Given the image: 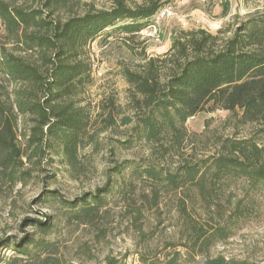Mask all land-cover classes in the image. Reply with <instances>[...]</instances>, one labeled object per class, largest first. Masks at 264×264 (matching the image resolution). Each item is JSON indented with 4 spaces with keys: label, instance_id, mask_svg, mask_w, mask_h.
<instances>
[{
    "label": "trees",
    "instance_id": "obj_1",
    "mask_svg": "<svg viewBox=\"0 0 264 264\" xmlns=\"http://www.w3.org/2000/svg\"><path fill=\"white\" fill-rule=\"evenodd\" d=\"M23 1L35 5L20 8L0 1L2 23L18 45L36 56L28 61L5 55L0 63V72L14 85L11 93L0 97V179L12 185L29 182L50 150L63 159L66 172L76 180L86 168L83 159L87 155L80 151L95 143L88 130L91 118L74 101L94 83L86 48L108 30L126 35L144 31L172 0H139L135 7H130L128 0H107L111 8L100 10L90 4L79 9L78 0ZM231 32L184 33L163 61L151 59L142 72H124L143 112L122 118L123 126L134 125L131 139L121 143L126 148L138 142L161 143L167 136L180 141L188 120L210 105L239 112L244 124L258 125L253 137L229 139L215 155L174 172L152 163L141 170L140 165L127 163L116 168L114 173L121 177L129 171L140 180H150L154 200L164 190L195 188L211 208L214 194L228 180H244L264 192V15L243 22L231 37H222ZM163 67L169 71L165 79L161 77ZM27 118L32 126L21 135L19 126ZM105 120L107 126L116 124L112 114ZM116 185L122 188L126 181ZM114 189L110 178L102 190L74 202L59 193L51 198L46 194L43 200L51 205L59 200L60 210L72 219H94ZM183 218L190 232L184 246L189 253L206 257L203 264H246L207 256L213 246L229 238V229L219 227L210 232L188 212ZM59 222L37 224V230L51 235ZM3 245L11 246L7 241ZM11 248L15 254L0 256V264H63L55 245L46 239L31 236ZM180 259L181 253H177L163 264H179ZM106 264L118 262L107 258Z\"/></svg>",
    "mask_w": 264,
    "mask_h": 264
},
{
    "label": "rangeland",
    "instance_id": "obj_2",
    "mask_svg": "<svg viewBox=\"0 0 264 264\" xmlns=\"http://www.w3.org/2000/svg\"><path fill=\"white\" fill-rule=\"evenodd\" d=\"M78 1L79 9L87 4L99 10L111 8L107 0ZM7 3L20 8L35 5L23 0ZM137 3L139 0H128L130 7ZM167 8L173 12L171 18L158 20L156 15L149 23V27L156 26V36L147 35L150 30L126 35L112 29L86 48V57L93 65L94 83L74 100L77 107L88 112L89 135L95 140L80 151L87 155L83 159L85 171L78 179L71 178L63 159L49 150L29 182L12 185L0 179L1 257L13 256L11 246L33 236L52 242L63 264H106L107 258L118 264H163L177 253H181L179 264H203L206 257L189 253L184 246L190 237L183 218L184 212H188L210 232L219 227L231 231L229 238L213 246L207 256L264 264V192L248 182L222 183L221 190L214 194L212 207L208 208L195 188L180 192L164 190L154 200L150 180H140L129 171L122 177L114 173L125 163L140 165V170L152 163L174 172L185 164L205 161L229 139L251 138L258 131V125L244 124L239 112L230 113L210 105L188 120L180 141L167 136L161 143L122 146V142L131 139L134 127L123 126L122 118L143 113L135 90L125 78V70L142 72L149 60L163 61L174 41L187 32L203 30L216 35L231 29V33L222 34L231 37L243 22L264 15V0H172L162 10ZM5 55L28 61L36 57L16 43L0 19V63ZM168 74V68L163 67L162 79ZM13 88L0 72V97L11 93ZM110 114L116 124L107 126L105 119ZM31 126V119H25L19 126V134L28 133ZM110 178L115 189L94 219H72L60 210L59 200L53 205L43 200L46 194L51 198L59 193L61 198L74 202L102 190ZM124 180L126 185L119 188L116 184ZM58 221L51 235L37 230V224L54 225ZM5 241L11 246L3 245Z\"/></svg>",
    "mask_w": 264,
    "mask_h": 264
},
{
    "label": "built area",
    "instance_id": "obj_3",
    "mask_svg": "<svg viewBox=\"0 0 264 264\" xmlns=\"http://www.w3.org/2000/svg\"><path fill=\"white\" fill-rule=\"evenodd\" d=\"M172 15H173V12H172L171 8H167V9H164V10L160 11L157 14V19L158 20L169 19V18L172 17ZM147 30H150V32L147 33V35L156 36V34H157L156 26L148 27L146 30L142 31L141 34L147 32Z\"/></svg>",
    "mask_w": 264,
    "mask_h": 264
}]
</instances>
